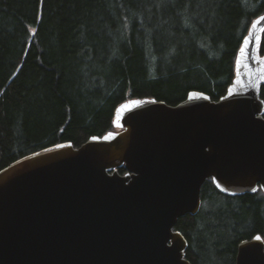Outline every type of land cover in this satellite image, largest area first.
Segmentation results:
<instances>
[{
	"label": "water",
	"instance_id": "95a60500",
	"mask_svg": "<svg viewBox=\"0 0 264 264\" xmlns=\"http://www.w3.org/2000/svg\"><path fill=\"white\" fill-rule=\"evenodd\" d=\"M263 37L264 12L219 99H129L114 130L1 169L0 264H193L176 226L199 213L206 181L229 196L264 192ZM236 264H264L261 234L240 241Z\"/></svg>",
	"mask_w": 264,
	"mask_h": 264
},
{
	"label": "trees",
	"instance_id": "16d2710c",
	"mask_svg": "<svg viewBox=\"0 0 264 264\" xmlns=\"http://www.w3.org/2000/svg\"><path fill=\"white\" fill-rule=\"evenodd\" d=\"M251 1L255 13L244 0H0V170L114 130V111L129 99L177 104L193 90L219 99L250 23L264 12V0ZM220 195L228 207L213 216L228 243H213L207 258L236 264L240 241L264 238V192L229 196L207 180L202 203ZM200 215L176 226L193 264L203 263L195 245Z\"/></svg>",
	"mask_w": 264,
	"mask_h": 264
},
{
	"label": "rangeland",
	"instance_id": "374dc122",
	"mask_svg": "<svg viewBox=\"0 0 264 264\" xmlns=\"http://www.w3.org/2000/svg\"><path fill=\"white\" fill-rule=\"evenodd\" d=\"M247 6L253 11L256 12L258 3L251 0H244ZM167 61L166 64L168 65ZM227 198L225 196H217L210 200H205L202 203L201 211L199 212L201 220V227L197 230L195 235V245L197 246L198 251L203 255L202 264H212V262L207 258V255L214 253L213 243L218 241V246H223L228 243V237L226 236V229L223 225L219 224L218 217L213 216L216 210L220 208H226ZM214 232V233H213ZM228 259V257H227ZM229 259H231L229 257Z\"/></svg>",
	"mask_w": 264,
	"mask_h": 264
}]
</instances>
